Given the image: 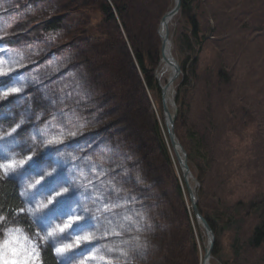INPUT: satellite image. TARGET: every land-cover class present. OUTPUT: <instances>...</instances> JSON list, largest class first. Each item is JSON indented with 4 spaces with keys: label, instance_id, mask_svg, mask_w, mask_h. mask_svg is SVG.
<instances>
[{
    "label": "rangeland",
    "instance_id": "obj_1",
    "mask_svg": "<svg viewBox=\"0 0 264 264\" xmlns=\"http://www.w3.org/2000/svg\"><path fill=\"white\" fill-rule=\"evenodd\" d=\"M21 1L0 0V105L6 104L0 114V166L9 165L7 171L0 167V178L18 181L24 203L21 215L30 219L35 232L16 221L6 223L3 218L0 239L7 229L22 228L39 251V264L46 245L54 251L55 247L72 245L55 251L60 264H138L153 256L160 264H202L207 237L192 216V204L165 124L160 86L148 91L150 107L144 115L153 127L156 121L163 127L173 163H166L158 145L153 161L158 163L162 180L155 184V174L150 181L153 188L131 194L135 204L145 198L146 208H150L147 214H151L154 201L161 210L155 219L152 217L153 230H146L147 237L139 225L132 224L131 214L137 209L129 200L117 204L105 197L101 206V196L108 187V179L100 181L108 166L98 153L103 150L97 149L94 160L80 158L79 136L96 128L98 121L79 118V102L83 111L96 106L90 90L79 100V51L68 48L57 53V37L53 36L48 42L47 36L39 35L13 45L2 40L24 8V4L19 5ZM146 1L153 13L157 9L168 11L174 2L143 3ZM75 2L45 0L21 12L46 15L56 10L63 14V7ZM140 2L137 0L138 6ZM192 13L199 21L198 37L182 11L171 26L174 54L183 68L176 84L182 133L178 136L188 151L192 149L193 171L200 180L199 205L215 227L217 243L212 262L264 264V243L260 247L251 243L255 227L264 220V0H192ZM75 19L78 23V14ZM144 26L145 30L147 24ZM71 27L69 24L65 30L69 38L76 29ZM143 31L139 33L146 46L156 47L154 37ZM63 35L57 36L65 44ZM158 48L161 57L160 36ZM41 57H46L42 63ZM99 67L102 64L96 69ZM222 70L229 79L220 74ZM83 74L86 88L88 81ZM189 130L196 134L193 139ZM54 137L60 142L49 144ZM29 184L34 187L29 188ZM42 200L47 207L37 209ZM252 203L258 210L255 206L252 209ZM29 208L36 211L29 212ZM161 220L172 226L161 228ZM57 223L68 227L57 238L44 241L43 236ZM84 235L91 239L77 243L76 238ZM140 237L156 242L155 247L148 248ZM147 248L152 255L145 257Z\"/></svg>",
    "mask_w": 264,
    "mask_h": 264
},
{
    "label": "trees",
    "instance_id": "obj_2",
    "mask_svg": "<svg viewBox=\"0 0 264 264\" xmlns=\"http://www.w3.org/2000/svg\"><path fill=\"white\" fill-rule=\"evenodd\" d=\"M43 1L45 0H22L19 5L24 4V8L27 9L30 5H38ZM75 1L63 7V10L65 9L63 14L56 13L55 10L46 15H34L28 11L22 13L24 8H21L18 20L12 24L2 40L13 45L25 39L28 41L37 39L39 35L47 38L53 36L57 37L55 40L57 45L54 47L57 53H63L68 48L79 51V100L90 90L89 95L93 96L96 103L94 110L83 111L79 102V118L84 122L94 119L98 121L96 128L87 130L79 136L80 158L86 161H89V158L94 160L97 158V149L103 150L98 153H102L104 164L107 163L108 166L106 175L100 181L108 179V187L104 189L106 193L101 196V206L105 205L102 202L105 197L117 204L129 200L133 203L132 207H136L138 211L131 214L133 226L139 225L141 233L149 237L146 230H153V221L161 210L154 201L151 214H147L146 211L150 208H146L145 198H141V204H135L136 199L131 194L153 188L154 183L150 181L155 174L157 176L155 184L162 180L157 173L158 163L153 161L156 159L154 154L158 145L163 150L166 163L170 166L173 163L169 153L171 145L165 139L163 127L157 121L153 127L144 115L145 110L150 107L148 91L159 88L156 78V68L160 64L157 28L165 11L159 12L157 9L153 13L147 7L148 1L143 3L144 0H141L140 6L137 0H94L92 3H89V0ZM181 11L190 19L194 35L198 37L200 26L196 15L192 13V0H183ZM76 14L79 15L78 23L75 21ZM69 24L73 29L76 26L70 38L65 34ZM145 24L147 27L144 30ZM139 30H144L143 33L154 37L156 47L146 46ZM62 33L63 38H67L65 44L61 43L57 36ZM47 38L45 42L50 41ZM44 60L46 57H41L39 61L42 63ZM99 64H102V67L96 69ZM82 72L88 81L86 88L82 83ZM220 74L229 79L224 70ZM4 107L6 104L0 105V114ZM179 118L180 116L177 119V133H181ZM188 134L190 139L196 136L190 130ZM188 152L192 160V149ZM86 174L90 177L89 173ZM145 175L146 182L143 181ZM137 179L140 180L139 185ZM134 187L136 190H133ZM112 194L116 196L112 198ZM23 204L18 181L14 178H0V216L6 223L16 221L34 233L33 223L26 215H21ZM254 206L252 203V209L256 207L255 210H258V207ZM202 212L208 217L203 209ZM192 216L196 220L193 211ZM159 226L169 228L172 223L161 220ZM142 238L148 248L155 247L156 242L144 237H140L139 240ZM251 243L256 247L264 243V220L255 227ZM148 248L145 257L152 255ZM194 248L198 251L197 242ZM153 257L143 258L144 261L138 264H160V259L157 256ZM42 264H60L50 245H46L42 250Z\"/></svg>",
    "mask_w": 264,
    "mask_h": 264
},
{
    "label": "water",
    "instance_id": "obj_3",
    "mask_svg": "<svg viewBox=\"0 0 264 264\" xmlns=\"http://www.w3.org/2000/svg\"><path fill=\"white\" fill-rule=\"evenodd\" d=\"M182 6L183 0H174L173 6L168 11H166L160 19V24L158 28V34L161 38L160 61L164 62L165 65L169 66L172 69V72L167 78L164 85L157 74L156 78L158 80L162 93L163 113L166 128L168 131L172 148L175 151L184 182L186 184V188L192 204L193 214L195 215L198 224L200 225L207 237V243L205 245V252L202 258V264H213L212 259L214 257V252L217 243L216 232L211 221L202 212L201 207L199 205L200 180L193 171L188 150L181 142L177 133L178 106L176 104V84L179 78L181 77V74L183 73V68L179 59L174 54V38L171 26L173 24V21L181 13ZM171 88L174 92V97L172 101H169L168 91Z\"/></svg>",
    "mask_w": 264,
    "mask_h": 264
},
{
    "label": "clouds",
    "instance_id": "obj_4",
    "mask_svg": "<svg viewBox=\"0 0 264 264\" xmlns=\"http://www.w3.org/2000/svg\"><path fill=\"white\" fill-rule=\"evenodd\" d=\"M28 187L32 188L34 185L29 184ZM46 207L47 203L43 200L37 205V209H43ZM28 211L35 212L36 209L29 208ZM62 228L64 229L67 227H65V224L61 223L53 225L43 236V240L50 241L52 238H57ZM88 237L90 236H79L76 238V242L79 243L80 240H88L86 239ZM69 247H72V245L55 247V251L62 252L64 251V248ZM13 249L15 251H13ZM0 251H3L6 254V257L10 260L14 259L15 264H39V257L35 261L33 260V257H36L39 251L36 248L35 251H33L31 241L28 240L22 228H9L5 231L3 238L0 239ZM29 253H31V255H29Z\"/></svg>",
    "mask_w": 264,
    "mask_h": 264
},
{
    "label": "snow or ice",
    "instance_id": "obj_5",
    "mask_svg": "<svg viewBox=\"0 0 264 264\" xmlns=\"http://www.w3.org/2000/svg\"><path fill=\"white\" fill-rule=\"evenodd\" d=\"M71 135L74 136L75 133H71ZM59 142H60L59 141V138H56V137H54V138H52V139H50L48 141L49 144L59 143ZM21 163H23V162L21 161ZM0 167H3L4 170L7 171V168L9 167V165H2ZM65 191H67V189H65ZM77 219H79V218H77ZM0 220H3V217H0ZM65 227H68V224H65ZM61 231H63V228L61 229ZM86 239L89 240L91 238L88 237ZM13 251H15V250L13 249ZM33 251H35V247L34 246H33ZM29 255H31V253H29ZM38 257H39V253H37V256L36 257H33V260L35 261L36 259H38ZM0 260L3 261V264H15L14 259L13 260H10L9 258H7L6 257V254L3 251H0Z\"/></svg>",
    "mask_w": 264,
    "mask_h": 264
},
{
    "label": "bare ground",
    "instance_id": "obj_6",
    "mask_svg": "<svg viewBox=\"0 0 264 264\" xmlns=\"http://www.w3.org/2000/svg\"><path fill=\"white\" fill-rule=\"evenodd\" d=\"M159 63H161V62H159ZM171 72H172V69L169 66L165 65L164 63H162V66L160 68L159 67L156 68V74L159 76L160 80L163 82V85L165 84V81H164L165 76H167L166 78H168L170 76ZM173 97H174V92L171 88L168 91L169 101H172ZM155 104H156V102H155Z\"/></svg>",
    "mask_w": 264,
    "mask_h": 264
}]
</instances>
